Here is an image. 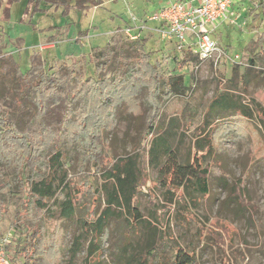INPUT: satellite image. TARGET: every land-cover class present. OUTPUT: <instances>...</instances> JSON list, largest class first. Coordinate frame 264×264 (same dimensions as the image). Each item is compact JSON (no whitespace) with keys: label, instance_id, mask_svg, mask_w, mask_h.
<instances>
[{"label":"rangeland","instance_id":"374dc122","mask_svg":"<svg viewBox=\"0 0 264 264\" xmlns=\"http://www.w3.org/2000/svg\"><path fill=\"white\" fill-rule=\"evenodd\" d=\"M76 1L1 0L0 114L12 115L17 128L23 132L29 131L35 118L36 108L20 93L15 71L26 74L30 69H42L55 73L69 95L75 91L78 76L83 72L88 77L97 75L94 66L105 59L94 54L107 44L112 53L106 69H121L119 76L126 75L133 63L137 64L144 53L150 52L151 63L158 65L157 73L165 81L175 75L182 76L186 90L183 95L159 94L161 114L153 136L146 139L143 129L152 115L151 106L141 99L137 101L138 111L134 107L128 110V106L125 113L130 116L117 122L103 150L110 163L116 156L136 157L141 170L139 192L135 196L139 213L143 219H157L169 236L157 258L148 259L147 263L170 264L175 254L171 246L177 244L194 257L192 264H264V142L261 129L257 123H245L238 116L229 119V111L209 110L208 107L220 91L233 92L249 106L254 99L264 107V53L260 52L257 39L264 32V18L261 22L259 18L252 20L250 13L255 0H239L229 8L227 20L208 35L218 45V51L203 61L190 50L180 51L173 41L162 38L153 22L146 21L145 26L139 27L140 31L135 28L173 0H100L99 5L82 9L71 6ZM143 37L149 40L140 50L137 39ZM235 55L239 57L237 62L233 60ZM255 55L258 58L251 66L249 61ZM186 56L190 61L185 68H179L174 58L182 61ZM124 91L131 93L132 89L128 87ZM120 93L124 92L120 90ZM146 94L144 90L140 97ZM136 95L132 92L125 102L130 103ZM61 105L64 109L63 103ZM205 118L210 121L211 128L218 124L214 132L215 153L204 161L210 164L209 193L196 194L195 207L185 199L186 211L184 216L178 214L179 217L175 215L176 208L165 211L161 207L163 198L156 189L157 171L149 164L148 150L154 137L169 131L172 134L169 142L171 146H179L181 158L192 155L194 130ZM40 121L55 132V146L64 154L63 172L53 173L48 165L45 173L63 181L65 193L73 198L77 213L60 224L58 211L50 215L34 202L29 209L21 208L20 212L18 194L11 181L14 173L10 168H1L0 182L8 181L11 186L0 192V198L9 203L8 213L0 220V249L11 257L12 249L7 245L25 227L41 229V235L54 242L59 250L56 264H137L133 257L138 245L145 242L146 230L142 225L128 229L127 216L118 210L109 218L102 240L97 241L96 252L89 253L93 233L84 234L79 219L82 216L85 221H94L104 209L103 179L97 168L89 162H81L83 150L79 143L62 144L58 110L50 111ZM50 157L51 154H47L46 161ZM16 226L21 228L17 230ZM78 236L80 249L71 258L70 250Z\"/></svg>","mask_w":264,"mask_h":264},{"label":"trees","instance_id":"16d2710c","mask_svg":"<svg viewBox=\"0 0 264 264\" xmlns=\"http://www.w3.org/2000/svg\"><path fill=\"white\" fill-rule=\"evenodd\" d=\"M76 2L71 6L77 9L95 7L101 3L100 0H77ZM253 9L250 13L252 20L259 18L261 22L264 18V0H255ZM158 26L155 25V27ZM257 39L260 52L264 53V32L260 33ZM148 40V37L137 39L140 50L146 47ZM111 53L109 44L104 49L95 52V56L105 59L103 63H96L94 66L97 75L88 77L83 72L78 76L75 91L69 95L65 93L55 73H47L42 69H30L26 74L15 71L14 75L19 80V91L36 108V115L29 131L23 132L17 128L12 115L5 112L0 114V169L10 168L14 173L11 181L14 182L13 188L18 194L20 212L21 208L29 209L34 202L36 207L50 215L58 211L57 220L60 224L67 222L77 213L73 198L69 196V193H65L67 189L63 181L59 182L54 177H48L44 170L49 165L53 173L63 172L64 154L60 147L55 146V132L40 121L50 111L58 110L63 131L61 133L62 144L79 143L83 150L82 157H80L81 162H89L93 168H97L103 179L101 189L105 196L104 209L94 221L91 219L85 221L82 216L79 219L83 233H93L94 239L88 245L89 253L96 252L97 241L102 240L101 237L106 232L109 218L115 216V210H118L127 216V221L130 222L128 229L139 225L144 226L145 242L138 245L137 254L133 259L137 264H148V259L157 258L161 253L163 250L161 247L166 246L165 243L169 236L167 231L158 225L157 219L149 221L143 219L139 213L135 196L139 192L138 183L141 170L136 157L116 156L110 163V160L104 156L103 150L105 144L110 142L117 122L130 116L125 113L128 106V110L134 107L138 111L137 101L140 99L147 101L152 111V115L144 123L143 138L152 137L161 114L158 103V99L161 98L159 94L183 95L186 85L184 78L180 75H175L165 81L156 71L157 63H151L150 52L144 53L137 64L133 63L134 65L125 72L126 75L119 76L121 69L112 71L106 69L111 63L109 57ZM257 58L258 56L255 55L249 61L251 66H254ZM189 61L188 56L182 61L174 58L175 64L182 69ZM128 87L132 89L131 93L124 91ZM148 89L153 93L150 94L151 91ZM120 90L124 92L122 95ZM144 90L147 91L146 96L140 97ZM132 92L137 95L131 98L130 103L125 102L124 99L130 98ZM250 102L251 106L242 103L233 92L220 91L211 99L208 107L209 110L212 108L231 112L228 115L229 119L238 116L245 123L251 125L253 122L257 123L264 142V107L254 99ZM62 103L64 109L61 107ZM217 126L218 124L211 128L210 121L205 118L194 130L192 155L186 154L183 159L179 146H171L169 140L172 134L169 131H164L152 139L148 150L149 164L157 171L156 189L162 194L161 207L165 211L176 208L175 215L184 216L185 199H188L195 207L197 206L195 195L205 196L209 193L210 164L204 161L212 158L215 153L214 132ZM230 128L233 127L230 126ZM49 153L51 157L49 161H46L45 158ZM10 186L11 183L8 181L0 182V192ZM97 195L99 199L100 191ZM8 211V201L0 198V220ZM16 228L19 230L21 227L16 226ZM23 228L24 231L12 237L7 245L12 249L11 257H8L5 252L8 264H56L59 250L56 249L54 242L45 239L41 235V229ZM157 241H159L158 247L156 246ZM72 246L71 258L80 249L79 236L74 238ZM171 248L174 249L175 254L170 264H192L194 262V257L179 245L175 244Z\"/></svg>","mask_w":264,"mask_h":264},{"label":"built area","instance_id":"2783aa9c","mask_svg":"<svg viewBox=\"0 0 264 264\" xmlns=\"http://www.w3.org/2000/svg\"><path fill=\"white\" fill-rule=\"evenodd\" d=\"M233 1L198 0L196 5H191L176 0L140 21L139 25H135V28L140 31L142 28L139 27L145 26L146 21L153 22L159 25L155 28L162 38L173 41L180 51L190 50L203 61L208 59L212 53L218 51V45L210 40L208 35L214 31L219 23L227 20V12ZM131 19L136 22L134 17ZM128 31L130 32L129 29ZM238 59L237 55L233 57L235 62ZM0 264H8L3 249H0Z\"/></svg>","mask_w":264,"mask_h":264},{"label":"crops","instance_id":"0c3cea01","mask_svg":"<svg viewBox=\"0 0 264 264\" xmlns=\"http://www.w3.org/2000/svg\"><path fill=\"white\" fill-rule=\"evenodd\" d=\"M173 1L175 2V0H173ZM173 1H172V3H173ZM181 1H183V0H181ZM183 2L188 3V4H191V5H196V4L198 3V0H184ZM237 2H239V0H234L233 3L231 4L230 8H233L234 5H235ZM169 3L171 4V2H169ZM169 3H168V4H169ZM168 4H167V5H168ZM158 9H161V8H158ZM158 9H157V10H158ZM157 10H156V11H157ZM216 28H217V26H216ZM216 28H215V31H216ZM215 31H214V32H215Z\"/></svg>","mask_w":264,"mask_h":264}]
</instances>
